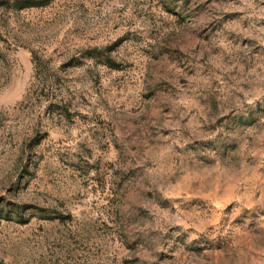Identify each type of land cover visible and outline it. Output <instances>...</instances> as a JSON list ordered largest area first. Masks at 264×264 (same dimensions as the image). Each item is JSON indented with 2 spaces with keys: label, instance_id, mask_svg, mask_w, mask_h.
Here are the masks:
<instances>
[{
  "label": "rangeland",
  "instance_id": "374dc122",
  "mask_svg": "<svg viewBox=\"0 0 264 264\" xmlns=\"http://www.w3.org/2000/svg\"><path fill=\"white\" fill-rule=\"evenodd\" d=\"M0 264H264V0H0Z\"/></svg>",
  "mask_w": 264,
  "mask_h": 264
}]
</instances>
